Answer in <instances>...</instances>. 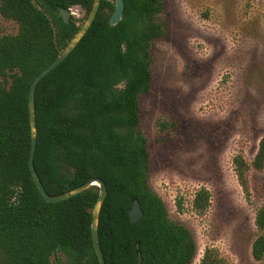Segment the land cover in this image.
<instances>
[{"label":"trees","instance_id":"trees-1","mask_svg":"<svg viewBox=\"0 0 264 264\" xmlns=\"http://www.w3.org/2000/svg\"><path fill=\"white\" fill-rule=\"evenodd\" d=\"M94 0H0V15L15 22V35L0 38V264H98L91 237L98 188L48 203L29 170L28 96L33 79L50 65L83 24L64 23L59 9L77 6L89 15ZM120 22L110 27L114 0H101L97 15L73 51L42 78L34 93L37 127L35 172L47 194L58 196L91 179L104 182L106 197L97 219L105 264H191L195 244L189 230L168 218L148 184L150 154L139 132L138 99L150 90V48L164 34L158 21L162 0H123ZM264 18V13H263ZM246 187L247 165L235 158ZM264 167V139L252 162ZM208 192L194 199L208 205ZM136 199L141 219L130 224ZM264 231V208L255 217ZM251 255L264 256V237ZM57 264H63L58 261ZM199 264H220L206 251Z\"/></svg>","mask_w":264,"mask_h":264},{"label":"rangeland","instance_id":"rangeland-1","mask_svg":"<svg viewBox=\"0 0 264 264\" xmlns=\"http://www.w3.org/2000/svg\"><path fill=\"white\" fill-rule=\"evenodd\" d=\"M83 23L84 12L69 10ZM264 0H162L164 34L153 41L151 83L138 99L139 132L150 154L148 184L168 218L195 244L191 264L206 251L220 264L253 259L255 225L264 208V167L252 162L264 139ZM18 25L0 15V38ZM247 165L246 187L235 158ZM208 205L196 211L200 190ZM53 264L65 263L58 253Z\"/></svg>","mask_w":264,"mask_h":264},{"label":"water","instance_id":"water-1","mask_svg":"<svg viewBox=\"0 0 264 264\" xmlns=\"http://www.w3.org/2000/svg\"><path fill=\"white\" fill-rule=\"evenodd\" d=\"M101 0H94L93 5L91 8V11L83 24L79 27L77 33L73 36V38L68 42L66 47L60 52V54L57 56V58L50 64L48 65L43 71H41L32 81L30 85V90H29V96H28V115H29V127H30V138H31V147H30V154H29V159H28V166L29 170L32 176V179L39 191V193L42 195V197L46 200L48 203H57L66 199L71 198L72 196H75L90 186H95L98 188V197L95 201V204L93 206L92 210V221H91V237H92V243H93V248L95 255L98 260V264H105L104 259H103V254L100 249L99 241H98V236H97V219L100 211V207L102 205V202L104 201L107 190L106 186L103 181L99 179H91L87 181L86 183L76 187L75 189L68 191L66 193H63L58 196H51L46 193L44 190L36 172L33 166V157L36 149V138H37V127H36V118H35V110H34V93L36 86L38 82L44 78L48 73H50L53 69H55L72 51L73 49L77 46V44L80 42V40L83 38V36L86 34L90 26L92 25L99 6H100ZM115 8L112 13V15L108 19V25L110 27H113L117 25L121 18H122V13L124 9V3L123 0H114ZM60 16L63 20L64 23H69L70 19V13L68 10L65 9H59ZM129 215V222L130 224H135L137 223L143 213L141 210V207L139 205V202L136 199L131 200V208L128 212ZM135 253H136V263L135 264H141L142 263V257H141V252L139 250V246L136 243L134 245Z\"/></svg>","mask_w":264,"mask_h":264}]
</instances>
